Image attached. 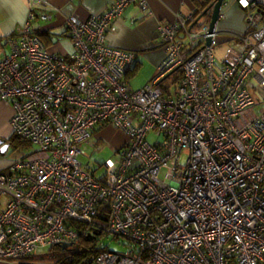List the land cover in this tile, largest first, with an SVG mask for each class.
<instances>
[{
  "label": "built area",
  "instance_id": "1",
  "mask_svg": "<svg viewBox=\"0 0 264 264\" xmlns=\"http://www.w3.org/2000/svg\"><path fill=\"white\" fill-rule=\"evenodd\" d=\"M237 3L248 30L229 35L220 61L202 13L158 25L164 55L133 90L124 77L135 53L106 34L130 4L149 14L147 0L69 16L67 54L33 27L51 18L50 1L27 0L0 58V101L31 147L0 171V260L37 264L46 247L100 230L127 248H100L90 264H264V0ZM97 125L128 136L98 176L78 158Z\"/></svg>",
  "mask_w": 264,
  "mask_h": 264
},
{
  "label": "crops",
  "instance_id": "2",
  "mask_svg": "<svg viewBox=\"0 0 264 264\" xmlns=\"http://www.w3.org/2000/svg\"><path fill=\"white\" fill-rule=\"evenodd\" d=\"M49 1L52 7L51 18L47 21L35 20L34 30L44 40L49 51L67 54L73 50V41L65 27L66 19L69 16L86 18L93 13H101L113 0ZM199 1L201 0H147L149 14L145 15L136 4H130L113 20V25L106 34L107 43L135 53V63L124 77L131 89L141 88L156 75L157 64L164 55L162 44L157 37L158 25L172 22L178 13L183 16L202 13L204 20L210 21L211 8L208 9L207 5L204 9H199ZM247 12L238 5L237 0H223L215 26L219 32V43H232L230 34H242L248 30L245 19ZM26 16L27 0H0V58L9 52L8 38L13 35L14 29L25 21ZM141 72H144L145 78L135 84L136 77ZM12 115L13 107L0 101V139L12 142L10 146L14 142L11 139ZM108 126L111 125H97L93 130L103 131ZM10 161L4 154H0V171L7 170ZM0 264L18 263L0 260Z\"/></svg>",
  "mask_w": 264,
  "mask_h": 264
},
{
  "label": "rangeland",
  "instance_id": "3",
  "mask_svg": "<svg viewBox=\"0 0 264 264\" xmlns=\"http://www.w3.org/2000/svg\"><path fill=\"white\" fill-rule=\"evenodd\" d=\"M207 17V16H206ZM217 30V28H216ZM219 38V36H218ZM231 43L228 42H220L216 46L215 56L216 60L220 61L222 55L225 53L226 48ZM2 51L0 50V54ZM144 77V72H141L137 75L135 84L140 82ZM161 85L165 89H170L174 85V75L168 77L166 80L161 82ZM96 129V128H95ZM148 138L153 140L154 135L151 133L149 134ZM128 140V136L120 129L114 126H108L103 131L100 129L92 130L91 136L88 142L81 143L80 148L83 150V153L78 155L80 162L93 171L97 176L101 175L104 171L102 164L110 159L111 157L117 156V151L122 148L125 142ZM31 150L29 145L26 147L24 143L19 141V139L14 138L13 145L10 146L4 153L7 159H11L10 163L25 154H27ZM89 156V157H88ZM186 160V155L182 154L180 162L184 163ZM97 246H101L108 250H113L117 252H124L127 248V245L122 237L114 238L111 235H98V240L96 241ZM50 247H46L45 250L48 251ZM48 254L38 255L33 258V260L37 261V264H47L49 263V256ZM48 257V258H47Z\"/></svg>",
  "mask_w": 264,
  "mask_h": 264
},
{
  "label": "trees",
  "instance_id": "4",
  "mask_svg": "<svg viewBox=\"0 0 264 264\" xmlns=\"http://www.w3.org/2000/svg\"><path fill=\"white\" fill-rule=\"evenodd\" d=\"M214 0H201L197 3L199 9H204L207 5L212 3ZM37 33V32H36ZM38 34V33H37ZM39 35V34H38ZM40 36V35H39ZM17 138L19 141L25 144L27 147L29 142L19 137L11 135V139ZM107 209L104 208L102 214L98 215L101 220V225H105L108 215ZM79 241L75 244H71L65 248L61 246H54L49 249L51 253L49 256V263L47 264H90L93 257L96 255L101 246L96 245L98 235H104L103 231L97 230L94 234L84 233L79 230ZM107 235V234H105ZM48 258V257H47Z\"/></svg>",
  "mask_w": 264,
  "mask_h": 264
},
{
  "label": "water",
  "instance_id": "5",
  "mask_svg": "<svg viewBox=\"0 0 264 264\" xmlns=\"http://www.w3.org/2000/svg\"><path fill=\"white\" fill-rule=\"evenodd\" d=\"M222 3L223 0H214L212 3L208 5V9L211 8L210 21H209L210 30H213L216 26L218 17L220 15V9ZM205 11H207V9ZM9 146H10V142H6L5 139H0V154L3 155ZM69 245L70 243H62L61 247L65 248Z\"/></svg>",
  "mask_w": 264,
  "mask_h": 264
},
{
  "label": "flooded vegetation",
  "instance_id": "6",
  "mask_svg": "<svg viewBox=\"0 0 264 264\" xmlns=\"http://www.w3.org/2000/svg\"><path fill=\"white\" fill-rule=\"evenodd\" d=\"M14 140V139H13ZM6 141V140H5ZM6 142H10V141H6ZM10 144H12V142H10Z\"/></svg>",
  "mask_w": 264,
  "mask_h": 264
}]
</instances>
